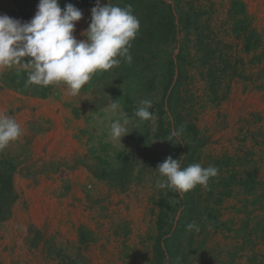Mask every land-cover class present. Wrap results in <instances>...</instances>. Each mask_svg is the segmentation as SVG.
<instances>
[{
	"label": "rangeland",
	"instance_id": "obj_1",
	"mask_svg": "<svg viewBox=\"0 0 264 264\" xmlns=\"http://www.w3.org/2000/svg\"><path fill=\"white\" fill-rule=\"evenodd\" d=\"M95 4L80 9L77 39H85ZM13 8V0H0V9ZM133 15L140 22L130 49L137 70L122 62L107 77L98 72L79 96L63 85L49 86L46 98L26 94L2 80L16 67L0 73V115L24 132L0 151V160L14 164L17 194L0 219V264H154L157 244L168 257L171 229L186 212L181 192L155 186L157 165L168 156L182 167L237 159L219 166L217 176L252 169L260 181L254 195L234 188L223 202L227 227L193 237L180 232L179 245L175 236V264H264V240L252 231L264 224V0H144ZM143 99H152L155 119L138 126ZM112 100L130 121L121 143L110 136L119 118L105 111ZM168 124L171 132L184 126L171 142L158 136ZM197 188L196 216L211 204Z\"/></svg>",
	"mask_w": 264,
	"mask_h": 264
},
{
	"label": "clouds",
	"instance_id": "obj_2",
	"mask_svg": "<svg viewBox=\"0 0 264 264\" xmlns=\"http://www.w3.org/2000/svg\"><path fill=\"white\" fill-rule=\"evenodd\" d=\"M82 17V11L71 3L62 9L59 0H39L34 17L27 22L0 14V71L18 67L27 73L26 87L63 85L76 97L96 73L119 67L122 62H132L130 49L140 22L130 4L122 8L96 0L89 26L81 34L85 39H77L76 23ZM152 108V99L140 101L134 114L138 126L155 119ZM105 111L119 116L110 125V136L121 143L122 138L130 134L127 127L130 121L117 100H112ZM183 131L181 125L169 134L167 141L178 139ZM23 134L15 118L0 115V151ZM218 171L215 166L203 167L200 163L182 167L181 159L168 156L157 165L155 186L181 193H188L197 186L207 189ZM187 230L199 232L200 227L192 222Z\"/></svg>",
	"mask_w": 264,
	"mask_h": 264
},
{
	"label": "trees",
	"instance_id": "obj_3",
	"mask_svg": "<svg viewBox=\"0 0 264 264\" xmlns=\"http://www.w3.org/2000/svg\"><path fill=\"white\" fill-rule=\"evenodd\" d=\"M94 0H59L60 7L63 9L64 6L68 3L73 4L78 9L82 8H88L91 6ZM126 0H120V6H127L126 3H124ZM129 1V0H128ZM144 0H131L129 4L132 6V12L133 13H140L141 11V3ZM114 2V0H113ZM39 0H13L14 8L10 10L9 17L13 19H19L23 22L30 21L31 18V12L34 10V8L38 5ZM113 5H117L116 1L114 3H111ZM128 4V5H129ZM123 8V7H122ZM17 11V12H16ZM152 11V9H149V12ZM150 14V13H149ZM169 23H172V18H167ZM160 27L158 26V29L149 26L146 28L147 31H150L152 34L155 33V29L158 30V32L161 31L162 28V22L161 19H159ZM237 25V24H235ZM157 27V25H155ZM238 28V27H237ZM237 28L233 29L235 33L238 34ZM246 27L242 29V31L245 30ZM146 32V31H144ZM250 42V41H248ZM251 47V46H250ZM247 49H249L247 47ZM130 68H135L137 70L136 66L132 63H130ZM119 71H126L125 68H120ZM118 71V72H119ZM173 71L170 70V77L172 78ZM110 73L102 72V77H107ZM169 79L168 81H172V79ZM2 80L4 84L7 87H11L13 89L21 90L25 92L26 94H30L33 96H37L40 98H46L48 96V92L50 87L49 86H40L38 89L35 90V85H29L25 86V82L27 80V73L18 67L15 69H12L9 73L3 74ZM35 90V92H34ZM176 90V84L172 88V92ZM171 92V93H172ZM168 103H166L167 105ZM168 108L171 110L172 107ZM171 130L168 124L167 130L160 131L158 133L159 137H165V134H170ZM229 158V157H228ZM235 161L234 160V164ZM233 164V160L231 158H217L216 160V167L218 168L221 165L226 166L227 164ZM233 164V166H234ZM15 171L14 164L12 162L6 161V159L0 160V219H4L9 214V208L11 205L16 201L17 194L13 187V173ZM226 173H219V176L210 179L209 186L206 189L207 191V199L211 201V204H207L202 208L201 213H197L196 216V210L194 208V204L196 203L195 199V193H198L199 188L194 189V192L190 193H182V197L176 196L179 201L180 205H182L186 212L185 214L181 215L179 219L177 220L178 225L174 228L172 225H168L167 228H173V230L170 233V239L166 242L165 250L168 252V257H165L164 252L162 249H160V245L157 244V247L155 248V258H154V264H175L179 260V252L178 247L173 243L175 241L176 236V243H179V240L177 238V235L182 232L183 236L193 237L195 233L197 235H205L209 229L214 230V232L221 230V228H225L228 226L229 223H232V221L225 223L220 221V212L219 208L222 206L223 202L233 196L234 188H237L241 190V192L245 195H254L257 191L258 186L260 185L259 179L256 178L255 170H246L243 173H239L238 171L233 170V173L226 174ZM198 187V186H197ZM176 194V193H175ZM262 194L261 196H263ZM197 196V195H196ZM175 212V211H174ZM188 213V214H187ZM195 222L199 225L200 231L196 232L195 230L188 231L187 225L189 223ZM252 231H257L260 234V238L264 240V224L261 222H257L253 225ZM187 232V233H186ZM186 233V235L184 234ZM179 245V244H178ZM191 246V242L188 241V247Z\"/></svg>",
	"mask_w": 264,
	"mask_h": 264
},
{
	"label": "crops",
	"instance_id": "obj_4",
	"mask_svg": "<svg viewBox=\"0 0 264 264\" xmlns=\"http://www.w3.org/2000/svg\"><path fill=\"white\" fill-rule=\"evenodd\" d=\"M8 0H6V2H7ZM8 13L9 12H7V11H4L3 9H0V14H4V15H8ZM6 70V69H5ZM2 71H4V70H2ZM2 71H0V73L2 72ZM45 144L46 143H41V147H40V149L38 150L40 153H42V148H43V146H45ZM43 190H45V188H42L41 189V191H43ZM47 191V190H46Z\"/></svg>",
	"mask_w": 264,
	"mask_h": 264
}]
</instances>
